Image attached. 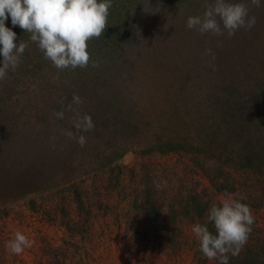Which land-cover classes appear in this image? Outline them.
I'll return each instance as SVG.
<instances>
[{
  "label": "rangeland",
  "instance_id": "374dc122",
  "mask_svg": "<svg viewBox=\"0 0 264 264\" xmlns=\"http://www.w3.org/2000/svg\"><path fill=\"white\" fill-rule=\"evenodd\" d=\"M208 2L113 0L104 32L87 42V66L58 70L32 42L29 55L0 80V264H218L204 260L191 231L196 222L184 220L168 246L147 231L144 199L138 202L144 195L134 197L141 192L134 188L146 185L167 201L194 185L210 188L196 161L211 149L238 185L216 201H264V169L241 164L264 146V4H249L256 17L250 32L228 37L186 27ZM73 94L82 100L73 105L77 112L92 117L89 132L73 127ZM65 130L84 135L86 144ZM127 146L131 152L116 160L125 167V186L102 189L111 165L97 172L93 157L108 163ZM143 149L149 153L140 158ZM140 159L146 162L136 165ZM78 186L93 209L79 234ZM26 195L36 197L38 209ZM249 208L254 224L240 249L264 242V202ZM17 231L32 241L18 255L6 246Z\"/></svg>",
  "mask_w": 264,
  "mask_h": 264
},
{
  "label": "clouds",
  "instance_id": "9594fccd",
  "mask_svg": "<svg viewBox=\"0 0 264 264\" xmlns=\"http://www.w3.org/2000/svg\"><path fill=\"white\" fill-rule=\"evenodd\" d=\"M112 3L113 0H0V80L9 71H15L27 47L23 41L14 43L16 26L30 33L29 39L58 70L87 66L90 59L87 42L104 32ZM249 4L259 7L264 0H211L202 15L187 18L186 27L200 34L226 32L231 37L239 29L250 30L255 25L256 17L249 15ZM9 18L13 27L6 26ZM81 103V97L73 94L67 108L75 113L76 131L89 132L95 126L92 117L87 113L80 115L73 107ZM54 115L63 119L65 113L61 110ZM64 135L75 139L81 147L87 142L84 135L76 136L71 130H65ZM156 187L161 184L156 182ZM209 223L214 232L209 230ZM253 224L251 210L242 198L226 196L220 203H213L207 210L206 222L193 224L191 231L204 258L228 264V254L238 255ZM31 244L24 233L17 231L6 246L18 255Z\"/></svg>",
  "mask_w": 264,
  "mask_h": 264
},
{
  "label": "trees",
  "instance_id": "16d2710c",
  "mask_svg": "<svg viewBox=\"0 0 264 264\" xmlns=\"http://www.w3.org/2000/svg\"><path fill=\"white\" fill-rule=\"evenodd\" d=\"M257 7V6H256ZM256 7L254 9H256ZM253 9V12H254ZM255 13H253L254 15ZM6 26L13 27L10 23V18L8 21H6ZM107 30H110V26L107 28ZM13 31L16 32V39L15 42L19 43L20 41H23L27 44V47L23 54L29 55V50L31 49L29 45H32V41L29 39L30 33L26 32L25 30L21 29L19 26L13 27ZM247 32H250L248 30ZM107 33V31L105 32ZM119 39H122L123 34L122 32H119ZM39 50V48H38ZM41 51V50H40ZM42 52V51H41ZM43 56V55H42ZM24 68V67H23ZM121 125V123L119 124ZM117 125V126H119ZM116 126V127H117ZM119 144V143H117ZM116 146V148H118ZM157 150H159V147H155ZM154 148V149H155ZM262 149H260L258 152L253 151L251 155L247 156L248 162L244 160L243 163H241L244 166H250L252 168L253 172H260L264 169V146H261ZM154 149L152 151H154ZM150 151V152H152ZM128 152H131V149L125 147L117 153V155H113L111 160H109L108 163H105V156L99 157L100 154H98L96 157H93V159H97L96 162H99V169L97 172H99L101 169L108 168L109 164L111 167L109 168V175L111 176L107 181L108 186L107 188L103 187L102 189H108L113 188L116 189L118 187L125 186L123 182L125 181V178L123 174L125 173V167L121 163L117 162L118 158L121 156L126 155ZM217 151H213L211 149H207V153H204L201 158H198L196 163L198 166L201 167L203 174L208 178L210 183L209 187H204L202 190L199 189V187H196L195 185L191 189H187L185 191H179L176 194H171L168 201L166 197L159 196L155 189H153V186L146 185L143 190H140L139 188H134L136 191H141L140 193H136L134 195L135 199L139 198V195H144L143 198L140 197L138 202H142L144 199V204L142 205V208H144L148 213L147 215V221L145 220L144 223L147 225V231L151 233L156 239L163 240L168 246H172L173 236L176 238V231L178 232V227L181 225V223L184 220H190L192 222L196 223H205L206 217H207V210L213 203H219L216 201L215 196L220 193H226V194H232L238 191V185H237V179L233 176V180H230L232 173H230V170H226L223 166H219L217 164L218 159L221 157L220 152L216 153ZM149 153V152H148ZM146 149H143V152L141 151L139 153L140 158L144 157L146 154ZM117 160V161H116ZM201 160V161H200ZM137 160L136 162H138ZM145 160H141L136 163V165L145 163ZM208 162H210L208 164ZM98 175L97 173H94ZM231 176H229V175ZM147 175L150 177V173L148 172ZM131 176L133 178H137L138 171L135 169ZM153 178V177H152ZM150 178V179H152ZM104 182L100 186H102ZM83 187L78 186V191H76V195L73 196V199L77 201L78 204V227H74L73 230L77 231L78 234L83 232L84 230H87V223L89 222L88 214L89 212L93 211V209L89 210V204L90 197L86 190V199H84V189ZM99 189L100 187L97 186ZM96 188V189H97ZM119 189V188H118ZM124 189V188H122ZM100 190V189H99ZM109 190V189H108ZM100 191V193H102ZM98 193V194H100ZM31 198V196L25 197V201ZM23 199L24 197L21 196ZM20 198V199H21ZM42 198V197H41ZM242 198V202L247 204L248 206H256L260 207L263 204L262 197L257 202H251L249 199H253L250 196H243L238 197L237 199ZM249 198V199H248ZM31 206L35 209L37 208V200L36 197H33V199H30ZM99 203H103V199H100L98 201ZM61 204V203H60ZM61 208H64L63 206ZM2 210L6 214H9V208L8 206L2 207ZM74 222H76L74 220ZM68 228L70 225V222L67 223ZM76 224L73 223V226ZM209 230L214 232L213 226L209 223L208 225ZM251 232L248 236L250 238ZM244 248V249H243ZM59 255V254H58ZM57 255V256H58ZM229 255V261L228 264H264V242L258 243V245L254 246L253 243H250V245L246 244L244 245L240 250L238 255L232 256L230 253ZM206 258H204L205 260Z\"/></svg>",
  "mask_w": 264,
  "mask_h": 264
}]
</instances>
